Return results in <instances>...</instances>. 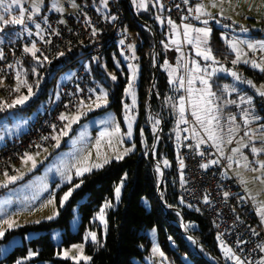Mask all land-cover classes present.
Here are the masks:
<instances>
[{"label":"trees","instance_id":"obj_1","mask_svg":"<svg viewBox=\"0 0 264 264\" xmlns=\"http://www.w3.org/2000/svg\"><path fill=\"white\" fill-rule=\"evenodd\" d=\"M85 1L99 5L101 0ZM121 3L124 12L123 25L127 32L135 37L136 51L141 63L139 83L136 87L139 102L138 107L134 109L136 114L135 151L87 172L71 185L63 187L61 190L80 184L79 188L73 190L69 204L64 208L59 207L57 218L27 224L15 231L21 234L34 231L38 235L24 241L22 245L16 246L6 256V259L9 262H16L32 249L37 253L35 261L77 264V261L70 258L58 256L51 231L55 228H64L66 231L63 233L62 245L69 247L82 242L83 232L91 228L98 231V240L86 245L85 254L91 259L80 260L78 264H144L146 257L151 252L153 238L159 242L160 249L171 264H211L182 236L178 222L184 220L189 233L200 243L205 254L218 259L221 264H233L222 258L219 241L202 206L185 202L179 192V188L184 185V166L181 168V160L177 159L179 152L177 141L188 132L192 134L191 131H184V129L195 124L191 120V123L187 125L178 122V104L180 97L184 96L183 90L179 88L178 78L185 72L184 55L189 56L191 50L186 43L184 50L182 37H179L181 51H177V46L170 43L175 34L172 31V26L168 24L167 12L161 8L157 0H147L148 4L145 8L137 7L139 16L152 26L159 38V72L154 90L151 91L154 65L152 58L153 36L131 15L126 1L121 0ZM226 22L230 23L227 20ZM209 23L215 24L216 22L211 20ZM15 27L16 25H10L1 32L5 36L4 39L7 40L13 36ZM222 31L231 33L226 28L211 29L207 43L217 61L235 66L245 78L250 77L257 82L263 81L264 74L258 70L242 63L235 65L231 63L235 59V54L228 45L230 40L222 36ZM252 35L264 37L257 31H253ZM165 44L169 46L165 47ZM86 50V47H78L61 55L50 64H45L39 58L37 59V56L33 57L30 52H27L23 62L19 65V71L24 81L29 84H24L20 93L15 92L13 86L9 87L8 93L12 97L7 96L6 100H11L24 92L28 93L27 85H31L32 91L35 93L34 97L27 105L18 106V110L15 112L30 113L42 106L48 100L58 75L68 68V63L75 65V61ZM121 55L118 45H107L101 59L91 64L97 82L102 87H106L108 91L110 104L107 108L114 109L120 119L123 118L126 103L130 101L125 92L129 84L130 73L126 61L121 58ZM165 62L167 64L173 62L177 66L178 75L170 77ZM112 76H115L116 79L113 80ZM173 80L177 82L173 83ZM211 83L212 91L218 92L224 85L221 83L230 85L232 78L219 75L213 78ZM241 91L240 89L238 92ZM236 95V93L231 94L234 99H236ZM251 104L255 114L261 117V122L264 123V98L255 96ZM150 108L153 115L151 122H149ZM229 109L232 110V108ZM6 114H8L6 108L0 110V118ZM158 117L162 121V131L156 158L165 165V177L161 185H159L161 176L150 155L153 143L150 124L155 122ZM122 179L125 183L121 201L117 207L107 210V223L104 230L101 224L94 220V216L106 201H114V188ZM81 181L83 182L81 183ZM159 191L162 199L159 198ZM79 202L82 220L79 230L74 233L70 231L69 222L73 216L72 207ZM162 202L166 205V209Z\"/></svg>","mask_w":264,"mask_h":264},{"label":"rangeland","instance_id":"obj_2","mask_svg":"<svg viewBox=\"0 0 264 264\" xmlns=\"http://www.w3.org/2000/svg\"><path fill=\"white\" fill-rule=\"evenodd\" d=\"M146 1L147 0H144V3L147 5L148 3H146ZM46 3L49 4L48 10L50 12H61L55 10L53 8V5H55L57 8L62 9V11H65V4H69L70 9L68 10V13L71 11H75L78 7L77 0H48V2L46 0H43V2L40 4V12L38 13V15L42 14L43 8H45ZM138 3L139 0H137V4ZM26 4H28L32 8L33 0H24V6ZM199 4H203L205 6L206 13H210L211 16H202L201 20L198 21L199 25H195V27H204L203 23L200 24V22H202L204 19H208L209 21L215 20V25L219 29L226 28L231 31L233 39L231 38L230 41L242 42L239 43V47L243 50L246 59H248L249 61L255 60L257 62H260L262 59H264V49L256 48L255 50H253L247 46L248 43L256 44L258 42L264 41V37H252L250 35L253 30L257 31V29L261 25H264V0H199ZM101 9L103 11H106L104 4H102ZM139 9L141 8L139 7ZM169 19L170 18L168 17V20ZM226 20L230 21V23H227ZM207 26L212 29L210 27V23H208ZM242 28H247L248 31H241ZM182 36L183 35L181 32L180 37ZM222 36L226 38L225 31H222ZM4 37L5 36L3 35V33L0 32V40H3ZM173 38L175 37H172L171 40ZM230 41L228 43L229 46ZM187 45L191 50L189 56L186 57V55H184V65L186 64L187 68H191L193 60H196L200 63L202 69L205 65H211V67L208 68L209 72H211L213 68H217L220 65H223V67L226 69L236 71L243 78L242 81H236L229 73L217 72L210 78V83L213 78L219 75L230 76L232 78V83L229 85L230 87L227 91L224 90V85L226 83H221L224 85L220 88V91L216 92V96L218 97V99L215 100V102L220 106L219 116L220 123L224 130L223 135L225 141L228 138V128L231 126L228 117L231 115H235V124L239 126V131L234 134L233 142L231 144H223V156L228 154V157H233L231 161V167L229 168L232 173L242 176L245 193L248 198L252 200L255 209H257L259 203L264 201V169H261L259 164L257 163V161H264V152L253 154L251 152V146L254 145L257 148L264 147V140L258 138L262 134H264V129L261 128V125H264V123L261 122V117L255 114L252 104L242 103L241 97H251L253 102L255 96H261L257 92V88H259L261 85H264V80L257 82L252 80L250 77L245 78L239 73V69L235 66H229L224 63L212 64L211 61H204L201 57L196 55L195 48L192 45ZM231 50L232 52H234L236 58L235 51H233L232 48ZM131 51L135 56L134 63L127 62L126 56L123 52H121V58L126 61L127 67L129 69V81L132 76V70L129 65H135L137 68L136 78L133 82V90L136 96V103L135 105H133L132 96L127 94L130 98V101L126 104L130 106V111H126V109H124L123 118L120 119L119 115L114 109L107 108L110 104L108 91L106 87H102L100 85L102 92L107 93L108 103L106 105H102L98 108L95 107V99L92 102H83V107L80 103L73 111L63 113V115L69 117L78 115L81 112H83L84 114L79 116V120L76 123H73L70 129L66 128V125L69 123V121L63 120L64 127L62 131L56 135L55 143L53 145L47 147H38L37 150L28 153L29 156H32L34 158L35 167H33L32 160H24L23 165L19 167L15 175H4L0 179V230H4V235L0 237V264H17V261H19L20 264H54L51 261H35L34 259L36 258L37 253L32 249L29 250L26 256L20 257L16 262L7 261L6 256L16 246L22 245L24 241L30 239L35 235H38L34 231H28L24 234L15 231L27 224L36 223V221L41 222L49 220L47 219V217L49 216H54L53 219L58 217L59 207H66L69 204L71 196L73 194L72 192L68 200L64 201V203L61 204V198L69 188L66 190L61 189L66 185H71L77 178L82 177L76 176V170L78 167H82L85 165L91 167V165L93 164L105 165L106 163H103L105 158H107L110 162L112 160H118L116 158L117 156L122 155L123 158L125 155L135 151L136 144L134 143V138L136 136V114L134 112V109L138 107L139 102L136 87L139 83L141 63L140 61L135 62L139 59L135 43L131 45ZM213 56L215 57L214 54ZM239 63L247 65L264 74V72L260 71L258 68H254L251 63L246 64L243 63V61ZM19 67L20 66L16 65V79L13 84L14 89L16 88L19 81H24V79L21 77ZM171 68L176 69L175 76L178 75L177 66L174 65V67ZM167 69L168 71H170V68ZM74 70L75 67H70L65 69L58 75L56 81V100L58 99L62 85L72 76ZM17 73H19V81L17 80ZM200 74L204 75L205 73L201 72ZM187 75L188 73L185 69V72L182 76H185V79H187ZM247 80L252 81V86L248 85L245 82ZM23 85L24 84H20V90L18 91V93H20V91L22 90ZM194 87H201L199 81H196ZM231 87H235L237 91H231ZM181 89L184 92V97L187 98V84L185 83V87ZM240 89L242 91L238 92ZM8 90L9 88L0 93V105L11 104L18 97L28 95V93L24 92L19 96L13 97L11 100H6L7 96H11V94L8 93ZM233 93L237 94L236 99L232 98L231 94ZM34 95L35 93L33 92V95L22 105H16L14 106V108L5 107L8 110V114L0 118V145L6 142L7 139L19 135L27 129L29 120L33 117L34 113L40 109L41 106L34 109L30 113H17L15 112V110H18V106L21 107L27 105L29 101L34 97ZM262 97L264 98V96ZM231 100L236 101V103H227V101ZM89 107H91V110H89ZM229 108H232V110H230ZM177 110L179 119L178 122L180 123L179 108ZM244 110H248L252 115L258 116L260 119L252 120L248 125H245L243 122ZM126 115L135 117L132 122V135L130 137L126 135L128 131V121L126 119ZM184 115L186 119H188L189 121H193L195 124L194 118L191 116V111L187 107V105ZM183 124L187 125L189 123ZM193 126H196V129L200 133V136L204 137V139L207 140L206 135L198 125H191L189 126V128L187 126L188 131H191ZM117 127L119 128V132H116L113 135H108L110 133H113V130ZM249 129L252 130V133L250 134H254L257 138L250 140L249 136L245 135V132ZM65 131L67 134H62ZM141 136L143 138L142 133ZM109 141H111V145L109 144ZM209 142L212 143L211 141ZM241 142L249 146L241 148L240 153L233 154L232 149L240 147ZM129 148H131L132 150L127 154H124L125 149ZM242 157L248 158L249 167L245 168L243 166L244 161ZM237 161H239V163H237ZM229 163L230 162L228 160V166ZM94 169L97 168H92V170ZM253 169H255V171ZM86 173L87 172H85L84 174ZM13 176L18 177V179L7 182L8 177ZM69 177H71L70 180ZM124 183V179H122L115 186L114 201H106L101 206V208H103L106 203L110 204L109 207L104 209V220L102 221L99 218L101 208L96 212L94 216V220H97L98 223L101 224V226L104 228V230L106 229L107 223L106 212L109 208L118 206L122 198ZM117 187H120V195L118 199L116 198L115 194V189ZM51 200H54V202L49 203V201ZM72 212L73 216L70 219L69 228L71 232L75 233L79 230L82 220L80 213V202L72 207ZM257 214L264 225V220H262L258 212ZM6 220H12L18 226L9 228L8 225L4 223V221ZM181 225L185 227L184 224ZM65 231L66 230L64 228H55L51 231V237L57 247V254L61 258H66L63 255L66 250H68L69 252V257H76L77 255L87 256L85 254L86 245L89 242H95L98 240V231H94L91 228H88L83 232L82 242H78L72 244L69 247H65L62 245L63 233ZM90 233H95V240L91 238V236L89 235ZM186 239L191 246L194 245V241H192L190 237ZM152 241L153 243L151 252L146 257V262L144 264H171L164 255L160 256L158 252L153 251L155 247H158L162 252L159 246V242L154 238L152 239ZM223 244L229 247L226 243L223 242ZM74 245H82V252L78 248H73ZM219 249L221 251L222 258L225 261L231 263L235 262L234 260H230L225 257L223 248L221 247V242H219ZM200 251L205 256L204 258L211 261L220 262L218 259L212 257L211 255L205 254L201 246ZM29 253H35V255L30 256Z\"/></svg>","mask_w":264,"mask_h":264},{"label":"built area","instance_id":"obj_3","mask_svg":"<svg viewBox=\"0 0 264 264\" xmlns=\"http://www.w3.org/2000/svg\"><path fill=\"white\" fill-rule=\"evenodd\" d=\"M157 1L177 25H198L195 11L189 13L188 9H194L199 0H188L187 4L184 0ZM77 3V9L69 13V4H65V11L50 12L49 4L46 3L42 14L33 17L35 23L41 25L40 29L35 27V23L26 21L27 31L23 30L24 26L16 25L13 36L0 42V50L3 52V57L0 58V93L13 86L16 65L19 66L23 62L27 53L24 49L30 48L33 43L39 49L36 56L45 64L59 58L61 53L66 54L78 47L87 48L75 61V65L67 64L68 68L75 67V70L62 85L58 99L56 100L55 82L48 100L34 113L27 129L0 145V179L6 174L15 175L23 165L25 154L37 150L38 147L55 143L56 135L64 127V121L60 119L63 113L73 111L81 102H92L100 95L101 86L90 65L101 59L105 46L118 45L126 56V61L134 63L131 45L135 43V37L128 33L123 25L121 0H107L106 4L103 0L99 5L85 0H77ZM126 3L128 9L134 8L137 12V0ZM102 4L105 5L106 11L101 9ZM25 7L32 10L28 4ZM184 17L188 19L185 20ZM210 27L218 28L213 23ZM180 31L183 35L182 27ZM257 32L264 36V25H261ZM231 38L233 39V35L226 32V39ZM152 58L155 62L153 55ZM138 61L139 59L135 62ZM152 117L150 112L149 122ZM150 129L153 136L158 133L155 142L157 151L162 131V121L159 117L150 124ZM177 143V159L183 160L184 163V185L179 188L181 198L189 204L202 206L219 242L226 243L247 264H260L264 261V225L252 200L245 193L242 176L231 172L227 154L221 156L210 142L196 148V140L190 132L182 136ZM212 160H219V163L210 164L208 168L201 167ZM156 166L161 176L157 163Z\"/></svg>","mask_w":264,"mask_h":264},{"label":"snow or ice","instance_id":"obj_4","mask_svg":"<svg viewBox=\"0 0 264 264\" xmlns=\"http://www.w3.org/2000/svg\"><path fill=\"white\" fill-rule=\"evenodd\" d=\"M43 2V0H33V5H32V10H29L24 6V0H0V32H3L5 28H7L10 25H22L24 26L23 30L27 31V23L26 21H31L32 23H35V20L33 17L40 12V4ZM107 0H105L106 4ZM184 3H188V0H184ZM138 7L144 8L146 7V4L144 3V0H139ZM53 8L57 11H62V9L57 8L55 5H53ZM189 13H192L195 11L196 20H201L202 16L208 15L211 16L210 13H206L205 11V6L203 4H197L195 5V8H189L188 9ZM114 20L115 17H112ZM185 20L188 19V17H184ZM204 27H195L192 24L189 23H184L182 25H177L174 21L171 19L168 20V24L172 26V31L175 34V38L171 40L172 45L177 46V51H181L179 44H180V35H181V27L183 30V41L189 45H192L195 48L196 55L201 57L204 61H211L212 64H218L219 62L216 60V58L212 54V50L210 47H207L208 43V37L211 33V29L207 26L209 23L208 19H204L202 21ZM35 27L37 29L41 28V25L39 23H35ZM241 31L247 32V28H242ZM39 34V33H37ZM93 35H95V30L93 31ZM41 39H43V36H41ZM2 42V40H0ZM123 44V41L120 42ZM239 43L242 42H236V41H230V46L235 51L236 53V58L231 61L233 65L243 61V63H251V65L254 68H258L260 71L264 72V59H262L260 62H257L255 60L249 61L248 59L245 58V54L243 53V50L239 47ZM168 44H165V47H168ZM250 49L255 50L256 48L264 49V41L258 42L256 44L253 43H248L247 45ZM25 52H30L33 57H36V52L39 51V49L36 48L35 43L32 44V46L26 47L24 49ZM62 55V53H61ZM183 56V53H182ZM3 57V52L0 50V58ZM38 59V57H37ZM47 59V57H45ZM133 59H135V56H133ZM129 67L132 70V76L130 78L128 87L125 89L126 94H129L132 96V104L135 105L136 103V96L135 92L133 90V82L135 81L136 78V71L137 68L135 65H129ZM165 67L170 66L165 62ZM186 72L188 73L187 79H185V76H180L178 78V83H179V88H184L185 83L187 84V98L184 96L180 97L179 100V114H180V123H190L188 119L185 118V111H186V105L191 111V116L194 118L195 125H198L199 128L204 132V134L207 137V140L204 139V137L200 136V133L197 131L196 126H193L191 131L193 134V138L196 139V148H199L201 144L207 143L211 141L213 145L216 147L217 151L220 153L221 156L224 155L223 152V144H231L233 142L234 134L239 131V126L235 124L236 116L231 115L228 117V120L231 124V126L228 128V138L225 141L224 135H223V127L220 123V106L215 102L218 97L216 96V92L212 91V83H210V78L216 74L217 72H226L229 73L236 81H242L243 78L236 72L232 71L231 69H226L223 67V65H220L217 68H213L211 72L208 71V68L211 67V65H205L204 68H201V65L198 61L193 60L192 62V67L187 68V65H184ZM176 69L170 68L169 75L170 77L175 76ZM203 72L205 73L204 75H201L200 73ZM112 79L115 80L116 77L112 76ZM17 80L19 81V73H17ZM196 81H199L201 87L197 88L194 87ZM173 83H176V80L172 81ZM248 85L252 86V81L247 80L245 81ZM26 81H19L17 84L16 88L14 91H19L20 90V84H26ZM28 87V95L26 96H20L17 99H15L11 104H6V105H0V110H3V108H12L16 105H22L27 101L32 95V86L27 85ZM229 85H224V90L227 91ZM178 90V89H177ZM231 91L236 92L237 89L235 87H231ZM257 92L261 95L264 96V85H261L259 88H257ZM241 102L242 103H252V98L251 97H241ZM108 103L107 100V93L106 92H101L100 95L96 97V100L94 101V106L95 107H101L102 105H106ZM229 104H235L236 101L231 100L227 101ZM81 106L83 107V102H81ZM126 111H130V106L125 105ZM89 110H91V107H89ZM84 113L81 112L78 115L75 116H65L61 115L60 119L61 120H67L69 123L66 125V128L70 129L71 125L73 123H76L79 120V116L83 115ZM243 117H244V124L248 125L252 120H258L260 119L258 116L252 115L248 110H244L243 112ZM126 119L128 121V131L126 135L129 137L132 135V122L135 119L134 116L131 115H126ZM157 123H159L157 121ZM261 128L264 129V125H261ZM184 131H188V129H184ZM119 132V128H115L113 130V133H110L108 135H113L114 133ZM252 133V130L249 129L248 131L245 132L246 136H249V139H255L254 134ZM62 134H67L66 131L63 132ZM103 135V134H102ZM261 140H264V134H262L260 137H258ZM47 139V138H45ZM58 139V138H56ZM187 139V137H186ZM109 144L111 145V141H109ZM249 145L240 143V147L233 148L232 153H240L241 148L243 147H248ZM132 149H125V153L127 154L130 152ZM251 152L253 154L259 153V152H264V147L262 148H257L254 145L251 146ZM203 155V153H200ZM117 159H121L122 155L117 156ZM243 158V166L245 168L249 167V162L247 157H242ZM25 161L32 160L33 162V167H35V160L32 156H29L28 154H25ZM233 157L229 156V167H231V161ZM109 160L107 158L104 159L103 163H108ZM219 160H212L209 161L206 164L201 165L202 168H208L210 164H218ZM239 163V161H237ZM261 169H264V161H257ZM165 164H167V161H165ZM102 164H93L91 167L85 165L82 167H78L76 170V176H83L85 172H90L92 168H100L102 167ZM181 168H183V160L180 162ZM255 171V169H253ZM7 175V174H6ZM18 179V177H8L7 182H11ZM71 177H69V180ZM83 181H81L82 183ZM80 184H75L72 188H69L67 192L64 193L63 197L61 198V204L64 203V201H67L68 198L71 196L73 190L75 188H79ZM115 194L116 198H119L120 195V187H117L115 189ZM227 195V193H225ZM54 200L49 201V203H53ZM110 204L106 203L103 208H101L99 218L103 221L104 220V209L109 207ZM257 212L260 214L262 220H264V201L259 203V206L257 207ZM55 215V214H54ZM54 216H49L47 219L51 220L53 219ZM8 225L9 228L18 226L15 224L14 221L12 220H6L4 221ZM36 223H39V221H36ZM4 235V230H0V237ZM93 240L96 239L95 233H90L89 234ZM221 247L223 248V252L225 257H227L230 260H234L235 264H247L245 260H242L240 256L236 255L233 250L230 247H227L226 245L221 242ZM73 248H78L82 252V245H74ZM154 252H158L160 256H163V252L159 250L158 247H155L153 249ZM30 256L35 255V253H29ZM63 255L66 258H71L75 261H77V264L80 260L88 261L91 258L83 255H77L76 257H69V252L66 250ZM17 264H20L19 261H17ZM260 264H264V261L260 262Z\"/></svg>","mask_w":264,"mask_h":264},{"label":"water","instance_id":"obj_5","mask_svg":"<svg viewBox=\"0 0 264 264\" xmlns=\"http://www.w3.org/2000/svg\"><path fill=\"white\" fill-rule=\"evenodd\" d=\"M126 2H130L131 0H125ZM130 13L131 15L135 18V20L141 24L142 26H144L145 28H147V30L150 31V33L152 34L153 36V50H152V55L154 57V65H153V80H152V86H151V91L154 90V85H155V82H156V79L158 77V72H159V64H160V59H159V38H158V35L157 33L153 30L152 26L147 22L145 21L144 19L141 18V16H139V14L135 11L134 8H130ZM150 111L152 112V109L150 108ZM157 136H158V133H155L154 136H153V143H152V146H151V151H150V155L153 157L155 163H157L161 169V179H160V183L159 185L162 184V181L164 180V177H165V165L162 161H159L157 158H156V148H155V142H156V139H157ZM158 195H159V198L162 199L161 195H160V191L158 192ZM162 205L165 207L166 209V205L164 204V202H162ZM178 221L176 220V223ZM181 224H184L185 225V221L182 220L181 222H178V226L181 228V231H182V236L184 238H188L190 237L192 239V241H194V249L199 252V254L203 257H205L201 251H200V243L189 233L188 229L186 228V226H182ZM184 227V228H183ZM208 260V259H207ZM209 263L211 264H221L220 262L218 261H211V260H208Z\"/></svg>","mask_w":264,"mask_h":264},{"label":"crops","instance_id":"obj_6","mask_svg":"<svg viewBox=\"0 0 264 264\" xmlns=\"http://www.w3.org/2000/svg\"><path fill=\"white\" fill-rule=\"evenodd\" d=\"M198 25H199V23H198ZM253 31L256 32V30H253ZM253 31L251 32L250 35H251L252 37H256V36L252 35ZM174 65H175V64H174L173 62L169 63V66H171V67H174ZM171 67H170V68H171ZM168 68H169V67H168Z\"/></svg>","mask_w":264,"mask_h":264}]
</instances>
